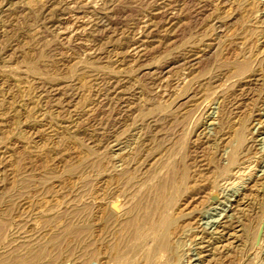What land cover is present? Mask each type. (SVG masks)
<instances>
[{
	"label": "rangeland",
	"instance_id": "obj_1",
	"mask_svg": "<svg viewBox=\"0 0 264 264\" xmlns=\"http://www.w3.org/2000/svg\"><path fill=\"white\" fill-rule=\"evenodd\" d=\"M0 264H264V0H0Z\"/></svg>",
	"mask_w": 264,
	"mask_h": 264
},
{
	"label": "bare ground",
	"instance_id": "obj_2",
	"mask_svg": "<svg viewBox=\"0 0 264 264\" xmlns=\"http://www.w3.org/2000/svg\"><path fill=\"white\" fill-rule=\"evenodd\" d=\"M232 159H233V157H232ZM143 190H141V191L143 192ZM175 197L176 196L174 195V198ZM173 205H174V200L172 199L171 201H169L166 204L167 210L171 209V207ZM175 222H176V219L173 218V216L171 214H168L157 225L158 234L156 235V241H158L160 243L161 247H163L165 249L167 248V237L165 236L166 232L169 230V227H171ZM146 240H147V238L142 241L143 245H140L139 248L137 249V251L134 253V257H136V259L139 258V259H141V260H143L145 262H147V260L150 257V253H151L149 248L145 247V245H146L145 241ZM150 259H151V257H150Z\"/></svg>",
	"mask_w": 264,
	"mask_h": 264
}]
</instances>
